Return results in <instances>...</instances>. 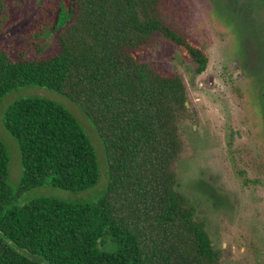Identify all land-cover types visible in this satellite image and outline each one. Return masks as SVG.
<instances>
[{"label":"trees","instance_id":"1","mask_svg":"<svg viewBox=\"0 0 264 264\" xmlns=\"http://www.w3.org/2000/svg\"><path fill=\"white\" fill-rule=\"evenodd\" d=\"M166 0H42L56 46L29 58L0 48V101L19 88L52 90L93 125L108 166L105 192L89 202L19 199L42 186L79 193L99 181L83 127L63 105L40 96L9 104L3 125L20 151L17 187L0 139V264H220L196 206L180 191L177 162L192 121L187 86L139 58L160 36L187 59L190 83L206 49L174 26ZM1 21V18H0Z\"/></svg>","mask_w":264,"mask_h":264},{"label":"rangeland","instance_id":"2","mask_svg":"<svg viewBox=\"0 0 264 264\" xmlns=\"http://www.w3.org/2000/svg\"><path fill=\"white\" fill-rule=\"evenodd\" d=\"M64 1L67 11L73 10L76 0ZM228 2L166 0L171 23L208 54L206 70L193 83L186 57L160 36H155L139 59L161 71L177 72L185 80L192 121L185 127L186 148L176 166L179 189L205 221L213 246L221 251L220 264H264V127L246 118L261 114L256 98L246 92L245 71L234 65L230 55L242 46L235 30L227 27ZM41 5L42 0H0V48L8 46L11 58L22 48L29 58L42 57L55 48V32L49 27L53 17L48 14L41 23ZM238 36L242 39L243 34ZM227 67L231 68L226 72ZM235 71H241L242 77L232 78ZM24 96L57 102L76 117L95 149L99 181L79 193L42 186L22 195L18 204L41 197L89 202L101 196L108 183V166L93 125L68 99L36 86L19 88L0 101V139L10 155L7 183L17 187L22 168L18 145L4 128L3 114L10 103Z\"/></svg>","mask_w":264,"mask_h":264},{"label":"flooded vegetation","instance_id":"3","mask_svg":"<svg viewBox=\"0 0 264 264\" xmlns=\"http://www.w3.org/2000/svg\"><path fill=\"white\" fill-rule=\"evenodd\" d=\"M228 3L230 7L226 10L230 18L227 20V27L230 28V25L235 30L242 46L230 55L235 59L234 65H239L245 71L246 92L256 98L258 112L261 114L259 118H246L255 125L264 127V0H229ZM240 33L243 34L242 39L238 36ZM229 68L231 67H227L225 71ZM242 75L241 71H235L231 77L238 79ZM262 140L264 143V139Z\"/></svg>","mask_w":264,"mask_h":264},{"label":"water","instance_id":"4","mask_svg":"<svg viewBox=\"0 0 264 264\" xmlns=\"http://www.w3.org/2000/svg\"><path fill=\"white\" fill-rule=\"evenodd\" d=\"M186 105L188 106V104L186 103Z\"/></svg>","mask_w":264,"mask_h":264}]
</instances>
